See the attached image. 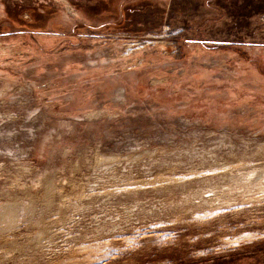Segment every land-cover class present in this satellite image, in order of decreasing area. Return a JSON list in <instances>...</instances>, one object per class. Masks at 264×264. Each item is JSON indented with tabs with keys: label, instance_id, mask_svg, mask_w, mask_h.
<instances>
[{
	"label": "rangeland",
	"instance_id": "rangeland-1",
	"mask_svg": "<svg viewBox=\"0 0 264 264\" xmlns=\"http://www.w3.org/2000/svg\"><path fill=\"white\" fill-rule=\"evenodd\" d=\"M40 1L0 0V264H264L260 185L198 206L264 175V16Z\"/></svg>",
	"mask_w": 264,
	"mask_h": 264
},
{
	"label": "flooded vegetation",
	"instance_id": "flooded-vegetation-1",
	"mask_svg": "<svg viewBox=\"0 0 264 264\" xmlns=\"http://www.w3.org/2000/svg\"><path fill=\"white\" fill-rule=\"evenodd\" d=\"M37 1H38V5H41L42 9H44V10L47 8L46 6H48V4H49V3L45 2V1H42V2L40 0H37ZM85 1H86V3H85L86 6L84 7L85 10L86 9H90V8L94 9V8L97 7V5H95V4L92 5L93 3L88 2L89 0H85ZM112 1L113 0H106V4L109 5L110 3H112ZM146 1H148V0H146ZM53 2L55 4H57L58 6L63 7L65 9V12L68 15H70V16H72L74 14L73 12H76V9L79 8L76 5V3H74V2L71 3L69 0H55V1L53 0ZM182 2H185V0L182 1ZM237 2H239V1L237 0L235 2V0H231V3L234 5V7L232 9H228L232 13L228 12L229 14H228L227 17L240 16V20L241 21L240 22L238 21V23H241V24H239V25H244L242 22L243 21L247 22L248 18H250V17L253 18L254 16L255 17L256 16H258V17H260V16L263 17L264 16V15H260V14H264V0H241V3L245 4V7H243V9H241V7H237V5H236ZM193 3H195V2L193 1ZM137 4H139V2H135L134 3V5H137ZM182 4L185 7L184 4H187V3L185 2V3H182ZM103 5H105V4H103ZM239 5H240V3H239ZM236 7H237V9H236ZM122 9H123V11H125L126 7L122 8ZM146 10H148L149 12L146 11ZM153 11H154V9L152 8V6L150 4L146 5L144 3V5L139 4L137 6L136 10L134 12H132V14L135 16L136 19H139L140 16H143V15L145 16V14H147L146 17L148 18L149 16L150 17L155 16ZM41 13L44 14L45 12L41 11ZM260 20H263V18L262 19L260 18ZM130 23L133 24L132 21H130Z\"/></svg>",
	"mask_w": 264,
	"mask_h": 264
},
{
	"label": "bare ground",
	"instance_id": "bare-ground-1",
	"mask_svg": "<svg viewBox=\"0 0 264 264\" xmlns=\"http://www.w3.org/2000/svg\"><path fill=\"white\" fill-rule=\"evenodd\" d=\"M244 169H246V168H244ZM237 170V169H236ZM242 171V170H241ZM252 172H250V173H248V174H246V175H244L245 177H244V179H243V181H244V183H242L240 180V182L238 183L237 182V178L234 176L233 178H230L231 179V181H229V184L227 185V190L226 191H223V192H220V191H218V192H216V194H214V198H211V199H201L200 200V203H199V205L198 206H200V208H201V206L203 205V206H205V205H211L210 203L211 202H215V201H220L221 203H223L225 206H227V204H229L230 202H234V201H236L237 200V198H236V194H235V192L236 191H238V190H240L241 188H246L247 189V187H254V186H257V185H260V187H262V188H257L256 189V192L254 193V196L253 197H251V198H248L247 199V202H249L250 200H252V201H255V202H259L260 200H261V198H263L264 197V188H263V186H264V175H260V176H258L257 178H256V180H254L253 181V175H254V172H253V170H251ZM246 172H248V170L246 171ZM194 173V172H193ZM193 173H191V174H193ZM233 173V172H232ZM231 173V174H232ZM242 174V173H241ZM258 174V173H257ZM194 175V174H193ZM233 175H235V174H232V176ZM240 175V174H239ZM192 176V175H191ZM238 177V176H237ZM239 179V178H238ZM242 179V178H241ZM261 180V181H260ZM249 185V186H248ZM222 189V187H219L218 188V190H221ZM252 192V191H251ZM206 193H209V192H204L203 194H206ZM215 193V192H214ZM195 196L198 198L199 197V195H198V193H196L195 194ZM196 198V199H197ZM246 201V200H245ZM220 207V206H219ZM214 208V207H213ZM217 209V208H216ZM223 209V208H222ZM213 211H218V210H213ZM184 212V211H183ZM197 214V213H196Z\"/></svg>",
	"mask_w": 264,
	"mask_h": 264
}]
</instances>
